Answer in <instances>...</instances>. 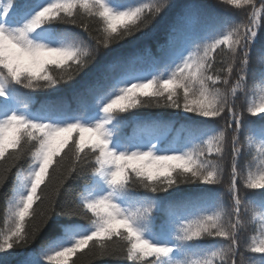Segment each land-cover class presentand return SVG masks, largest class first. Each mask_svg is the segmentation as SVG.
I'll return each instance as SVG.
<instances>
[{
	"label": "snow or ice",
	"instance_id": "1",
	"mask_svg": "<svg viewBox=\"0 0 264 264\" xmlns=\"http://www.w3.org/2000/svg\"><path fill=\"white\" fill-rule=\"evenodd\" d=\"M226 3L251 4L248 23L225 32L231 21L213 20L201 6L188 5L156 53L149 47L140 54L152 60L153 72L141 75L132 70L137 55H117L74 92L72 103L56 98L36 107L35 90L71 82L101 48L142 31L165 5L160 0L134 5L127 0H0V161L8 174L17 168L16 192L8 209L11 226L0 234V264H13L15 253L10 249L26 248L31 250L17 264H67L65 257L86 248L96 253L97 243H115L114 237L126 242L122 248L131 264H214L216 257L222 264H246L241 257L242 211L264 203V123L249 120L235 97L245 86L254 42L264 32V0L260 8L253 0ZM81 9L83 16L103 26L101 38L92 34ZM59 24L83 29L89 43L69 29L53 27ZM237 66L230 101L220 85H229ZM152 107L225 119L231 144L229 212L209 213L216 202L212 189L173 195L181 184H220L224 170L217 157L224 153L225 131L217 134L208 120L189 118L183 126L186 142L165 145L162 136L170 122L133 117L129 131L128 121L119 116ZM247 113H264V99L249 105ZM245 137L249 156L253 142L259 138L260 143L246 180L238 165ZM29 156L34 163L25 173L17 162ZM89 172L95 194H82L75 207L60 208L56 197L64 181ZM242 180L243 188L261 190L248 194L260 196V201L242 197ZM159 193H168V198ZM36 201L46 204L47 211L34 210L38 222L26 228L25 217ZM82 220L90 221V227ZM45 227H53L55 235L32 249ZM208 238H223L227 246L199 259L180 257L181 249ZM248 251L260 254L264 264V240ZM98 254L106 257L112 252L101 243Z\"/></svg>",
	"mask_w": 264,
	"mask_h": 264
},
{
	"label": "trees",
	"instance_id": "2",
	"mask_svg": "<svg viewBox=\"0 0 264 264\" xmlns=\"http://www.w3.org/2000/svg\"><path fill=\"white\" fill-rule=\"evenodd\" d=\"M259 0H253L255 6L260 8L261 2ZM262 1V0H261ZM129 4H138L146 2V0H127ZM164 3L165 7L161 12L155 16L149 25L142 31L136 32L130 37H126L122 41L114 45H110L108 49L101 48L100 53L94 60L86 67L85 70L77 74L71 82L62 83L54 87L46 89H37L33 93L36 100V107H40V102H50L56 98H63L64 104L72 103L73 94L78 90L86 81H88L94 74H96L99 66L114 56H131L137 55L138 59L134 60L131 67L132 70L141 74L147 75L154 71V65L152 60L147 55H140L144 52L145 48H151L153 53H156L157 46L162 44L168 36L170 27L177 23L179 17L184 12L185 7L188 5H199L203 10L213 19L229 20L231 23L224 28V31L230 30L232 26L240 23H248L249 17L252 12L251 4L241 3L239 6L233 4H227L226 0H160ZM81 15L83 16V9H81ZM85 23H87L92 34L97 38L102 37V25L97 24L96 20L91 17L83 16ZM58 29H69L72 33L78 34L80 40L84 43H89L88 34L81 28H76L72 25H53ZM261 27H264V21L261 22ZM260 31V29H259ZM258 31V32H259ZM94 44V41H92ZM227 51V46H223ZM215 57V53L213 54ZM54 67V66H50ZM57 71H60L57 69ZM238 66L234 68V71L230 77L229 85H220L231 101V87L233 83L238 79ZM247 71V78L244 88L241 93L235 97L237 108H243L247 118L251 121H255L258 124L264 123V113H258L257 116L253 117L250 113H247V107L252 103L257 105L260 104L261 100L264 99V32H261L254 42L253 49L250 51V61ZM211 74V73H210ZM227 74V66H224V75ZM29 91V90H24ZM150 91V89H149ZM121 119H125L129 123V131H131V124L134 122L133 117L141 118L145 121L160 120L170 122L168 124V130L163 133L162 140L165 145H177L186 142L187 133L184 131V127L188 124V119L192 120H208L211 124L212 129L218 134L220 131H225V142H224V153L219 159L221 167L223 168V174L220 177V184L216 185H204L200 184H181L176 191L173 193L174 196H181L187 193L200 192L206 189H212L216 193V202L213 207L209 209L211 212H224L227 213L231 210L232 199L229 193L230 178H231V155H230V135L226 128V121L222 117H211L203 118L198 117L192 113H184L171 108H135L128 112L119 114ZM74 137L76 134H73ZM248 137H245V149L243 154L238 159V165L240 171L243 173V178L246 180L249 174V161L252 156H259L256 149L260 146L259 138L253 142L250 149L252 156L248 155L249 148L247 147ZM9 149V153L12 152ZM67 151V149H65ZM7 155V154H6ZM63 153H61V157ZM54 159H60L56 157ZM70 161H66L67 164ZM34 162L30 156L25 157L17 162V167L22 169L25 173L30 170L31 165ZM258 163V161H257ZM55 168V163L52 166ZM17 168H13L11 174L5 172L3 161H0V234L6 233L9 226H11V218L9 216V204L13 200L16 192L15 186V172ZM52 168L49 169L51 173ZM255 173L256 168L251 169ZM91 174H72L64 181L63 186L60 189V193L57 195L59 207L67 210L68 208L75 207L80 200L82 194H95V186L91 182ZM47 183V178L45 180ZM242 197L247 201L249 199L261 200L260 196L249 198V193L259 192V189H246L243 188V180L241 181ZM44 188V185H41ZM140 192H144L143 188L139 189ZM171 191V190H170ZM39 194V190H38ZM161 198L167 199L168 193H159ZM255 207L249 208L247 211H242V220L244 227L240 232L241 240V257L245 260L246 264H261L260 254H253L248 251V248L253 243L259 244L261 240H264V232L261 231L264 226V203H257ZM47 211V205H40L39 201L33 204L32 209L29 210V214L25 217V227L37 223L38 217L33 218L32 212ZM153 214H156V209L153 208ZM91 215V214H89ZM95 219V217H93ZM85 226L90 227V221H81ZM52 222L49 221V224ZM55 235V229L53 227H45L37 236L35 242L31 245V248H38L42 244L46 243L51 237ZM15 239V238H14ZM112 241H100L96 245V253L90 252L88 248L78 251L76 255L71 257H65L67 264H72L75 260L77 264H131L130 261L126 260V248H122V244L125 241H120L118 237H114ZM212 238H208L205 241H198L195 245L180 250V257L184 259H199L204 255H211L212 251H216L221 246H227V241L223 238H217L211 241ZM93 242L89 243L91 248ZM104 243L111 249L112 255L101 257L98 253L100 251V244ZM31 249H10L15 253L13 257V264L23 258L26 252ZM47 264V262H45ZM52 264H56L55 261ZM142 264V262H137ZM214 264H222L219 257L214 259Z\"/></svg>",
	"mask_w": 264,
	"mask_h": 264
},
{
	"label": "rangeland",
	"instance_id": "3",
	"mask_svg": "<svg viewBox=\"0 0 264 264\" xmlns=\"http://www.w3.org/2000/svg\"><path fill=\"white\" fill-rule=\"evenodd\" d=\"M236 85H237V80L233 83V86L231 87V89H232L233 87H236ZM241 90H242V89H240V88L237 89V95L241 92ZM231 99H234V98L231 96Z\"/></svg>",
	"mask_w": 264,
	"mask_h": 264
}]
</instances>
